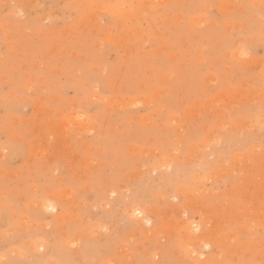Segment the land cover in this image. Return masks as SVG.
I'll return each mask as SVG.
<instances>
[{
	"label": "rangeland",
	"instance_id": "1",
	"mask_svg": "<svg viewBox=\"0 0 264 264\" xmlns=\"http://www.w3.org/2000/svg\"><path fill=\"white\" fill-rule=\"evenodd\" d=\"M95 1L0 0V264H264L262 0Z\"/></svg>",
	"mask_w": 264,
	"mask_h": 264
},
{
	"label": "bare ground",
	"instance_id": "2",
	"mask_svg": "<svg viewBox=\"0 0 264 264\" xmlns=\"http://www.w3.org/2000/svg\"><path fill=\"white\" fill-rule=\"evenodd\" d=\"M96 1H98V0H96ZM96 1L94 2L95 5H96ZM101 1H102V0H101ZM141 1H144V0H141ZM145 1H146V0H145ZM157 1H158V0H157ZM106 2H107V1H105V2L103 1V2H101V3L104 4V3H106ZM122 2H123V1H122ZM146 2H147V1H146ZM148 2H149V0H148ZM261 2H262V5H264V4H263V0H262ZM99 3H100V2H99ZM115 3H116V2H115ZM103 4H101V5L103 6ZM111 4H112V3H111ZM123 4H124V3H123ZM107 5H109V4H106V6H107ZM116 5H117V4H116ZM147 5H149V4H147ZM150 5H151V4H150ZM96 6H97V5H96ZM98 6H99V5H98ZM104 6H105V4H104ZM104 6H103V7H104ZM113 6H115V5H113ZM118 6L120 7V4H119V3H118ZM121 6H122V5H121ZM137 6H138V5H137ZM144 6H145V5H144ZM218 6H220V5H218ZM90 7H91V6H90ZM111 7H112V6H111ZM116 7H117V6H116ZM116 7H115V8H116ZM141 7H142V5H141ZM262 7H263V6H262ZM105 8H106V7H105ZM108 8H110V7H108ZM113 8H114V7H113ZM115 8H114V9H115ZM128 8H129V7H128ZM230 8H231V7H230ZM230 8H229V9H230ZM95 9H96V7H95ZM97 9H99V8H97ZM114 9H113V11H114ZM120 9H122V7H121ZM140 9H141V8H138V9L136 8V10L134 9L135 11H132V9H131V12H132V13H129L130 11H128L129 15H128V14H126V15H127V16H132L131 18H133L134 16L136 17L137 15H134V14H137V13H143V11H144L146 8H143V9H141V10H140ZM19 10H20V9H19ZM86 10H87V9H86ZM115 10H116V9H115ZM118 10H119V9H118ZM139 10H140V11H139ZM119 11H120V10H119ZM121 11L124 13V12H125V8H124L123 10H121ZM126 11H127V7H126ZM136 11H138V12H136ZM141 11H142V12H141ZM13 12L15 13V11H13ZM115 12L117 13V11H115ZM122 12H119V13H122ZM134 12H135V13H134ZM123 13H122V14H123ZM125 13H126V12H125ZM15 14H16V13H15ZM93 14H94V13H93ZM143 14H144V13H143ZM88 15H89V14H88ZM91 16H92V15H91ZM91 16H90V17H91ZM139 16H140V14H139ZM135 17H134V18H135ZM95 18H96V17H95ZM129 18H130V17H129ZM90 19H91V18H90ZM136 19H137V18H136ZM92 20H93V19H92ZM133 20H134V19H133ZM95 21H96V20H95ZM261 21H262V20H261ZM125 22H126V21H124L123 23L125 24ZM128 22H129V24H130V21H128ZM127 24H128V23H127ZM129 24H128V25H129ZM131 24H132V26H131V30H132V29H133L132 27L134 26L135 23H134V24L131 23ZM131 24H130V25H131ZM98 26H99V25H98ZM125 26H126V25H125ZM136 27H137V29H138V26H137V25H136ZM226 27H227V26H226ZM235 27H236V26H235ZM127 28H128V27H127ZM134 28H135V26H134ZM139 29H140V28H139ZM263 29H264V28H263ZM129 30H130V29H129ZM133 30H135V29H133ZM141 30H142V29H140L139 31H141ZM135 31H136V30H135ZM143 31H144V30H143ZM143 31H142V32H143ZM127 34H128V33H127ZM263 37H264V36H263ZM263 37H262V38H263ZM125 39H126V38H125ZM127 39H128V37H127ZM6 45H7V44H6ZM239 45H240V44H239ZM237 48H238V47H237ZM239 51H240V50H239ZM241 51H243L242 48H241ZM244 51L247 52V50H244ZM235 53L237 54L238 51H236ZM240 53H241V52H240ZM233 54H234V53H233ZM1 55H2V54H1ZM238 55H239V54H237L236 56H238ZM232 56H233V55H232ZM236 56H235V57H236ZM251 59H252V58H251ZM251 59H249V60H251ZM252 60H253V59H252ZM254 60H256V59H254ZM243 62L245 63L244 60H243ZM250 66H251V65H250ZM22 68H23V67H22ZM263 69H264V68H263ZM73 70H74V69H73ZM76 72H77V71H76ZM262 72H264V70H263ZM75 76H76V74H75ZM80 77H81V76H80ZM13 79H14V77H13ZM206 80H207V79H206ZM242 80H243V79H242ZM41 81H42V80H41ZM11 84H12V83H11ZM27 84H28V83H27ZM96 85H97V84H96ZM255 85H256V84H255ZM27 86H29V85H27ZM39 88H40V87H39ZM263 89H264V86H263ZM239 90H240V92H242V93H243V91H244V90L242 91L241 89H239ZM239 90L237 91V93L239 92ZM249 90H250V89H249ZM254 90H255V89H254ZM160 91H161V90H160ZM227 92H230V93H231V91H229V90H228ZM240 92H239V93H240ZM246 92H249V91L247 90ZM246 92H245V93H246ZM223 93H224V91H223ZM242 93H241V94H242ZM260 93H261V92H260ZM262 93H263V90H262ZM158 94H159V93H157V96H159ZM220 94H222V93H220ZM226 94L228 95V93H226ZM232 94H236V93L233 92ZM97 95H98V94H97ZM137 95H138V94H137ZM230 95H231V94H229L228 96L231 97ZM242 95H245V94H242ZM50 96H51V95H50ZM87 96H89V94H88ZM215 96H216V95H215ZM217 96H218V95H217ZM219 96H220V95H219ZM232 96H234V95H232ZM236 96H237V95H236ZM263 96H264V93H263ZM45 97H46V96H45ZM133 97H134V96H133ZM224 97H225V96L220 97V98L223 99ZM240 97H241V96H240ZM240 97H239V98H237V97H233V98H235V99H240ZM250 97H251V95H250ZM255 97H257V96H255ZM19 98H21V97H19ZM49 98H50V97H49ZM53 98H54V97H53ZM56 98H57V97H56ZM137 98H138V97H136L135 100H136ZM220 98H219V99H220ZM226 98H227V97H226ZM21 99H22V98H21ZM57 99H58V98H57ZM105 99H106V98H105ZM208 99H209V98H208ZM219 99H217V100H219ZM228 99H229V98H228ZM25 100H26V99H25ZM27 100H28V99H27ZM52 100H54V99H52ZM55 100H56V99H55ZM99 100H100V99H99ZM123 100H124V99H123ZM215 100H216V99H215ZM222 101H223V100H222ZM222 101H221V102H222ZM227 101H228V100L226 99V102H224V103H229L230 101H232V97H231V99H230L229 102H227ZM235 101H236V100H235ZM241 101H242V100H241ZM117 102H118V101H117ZM117 102H116V104L114 103V105H117ZM124 102H125V100H124ZM124 102H123V103H124ZM133 102H134V101H133ZM133 102H132V103H133ZM193 102H194V101H193ZM218 102H219V101H218ZM36 103H37V102H36ZM38 103H40V102H38ZM111 103H112V102H111ZM111 103H110V104H111ZM118 103H120V102H118ZM195 104H196V103H195ZM198 104H199V103H198ZM198 104H196V105L198 106ZM220 104H221V103H220ZM112 105H113V103H112ZM114 105H113V106H114ZM189 105H190V104H189ZM263 105H264V102H263ZM263 105H262V106H263ZM37 106H38V108H35V109L41 110V109H39V105H38V104L36 105V107H37ZM197 106H194V108H196ZM41 107H42V106H41ZM44 108H45V107H44ZM107 108H108V107H107ZM210 108H211V107H210ZM189 109H190V108H189ZM73 110H74V109H73ZM75 110H76V109H75ZM191 110H192V109H191ZM196 110H197V109H196ZM44 111H45V110H44ZM184 111H186V110H184ZM192 111H193V110H192ZM200 111H201V110H200ZM209 111H210V110H209ZM37 112H39V111H37ZM46 112H47V111H46ZM46 112H45V113H46ZM186 112H188V111H186ZM193 112H194V111H193ZM207 112H208V111H207ZM34 113H36V112H34ZM39 113H41V112H39ZM219 113L221 114V111H219ZM41 114H42V113H41ZM69 114H71V115H72V118L75 119V118L73 117V115L75 114V112H74V114H72V113L69 112ZM216 114H217V113H216ZM220 114H219V116H220ZM35 115H36V114H35ZM43 115H45V114H43ZM71 115H67V117H66V115H65V117L67 118V120L70 118L69 116H71ZM75 115H77V114H75ZM187 115H188V114H187ZM190 115H191V114H190ZM192 115H193V114H192ZM217 115H218V114H217ZM222 115H223V114H222ZM224 115H225V114H224ZM77 116H78V115H77ZM79 116H80V115H79ZM194 116H197V115H194ZM261 116H262V115H261ZM33 117H34V116H33ZM68 117H69V118H68ZM75 117H76V116H75ZM83 117H84V116H83ZM86 117H88V116H86ZM161 117H162V116H161ZM179 117H180V116H179ZM35 118H36V116H35ZM49 118H50V117H49ZM81 118H82V117H81ZM222 118H223V116H222ZM36 119H37V118H36ZM46 119H47V118H46ZM86 119H87V118H86ZM17 120H18V119H17ZM23 120H24V119H23ZM48 120H49V119H48ZM64 120H65V119H64ZM76 120H77V118H76ZM78 120H79V122H80V117L78 118ZM78 120H77V121H78ZM82 120H83V119H81V121H82ZM169 120H170V119H169ZM171 120H172V119H171ZM223 120H224V119H223ZM173 121H175V120H173ZM178 121H179V120H178ZM217 121H218V120H217ZM48 122H49V121H48ZM59 122H60V121H59ZM75 122H76V121H75ZM224 122H225V121H224ZM232 122H233V121H232ZM232 122H231V123H232ZM238 122H239V121H238ZM247 122H249V121H247ZM55 123H56V121L54 122V124H52V126H55V125L57 124V123H56V124H55ZM73 123H74V122H73ZM84 123H85V122H83V124H84ZM170 123H171V122H170ZM213 123L217 124V122H213ZM219 123H220V124H219ZM219 123H218V124H219V128L221 129L222 127H220V125H221L223 122H222V123L219 122ZM225 123H226V122H225ZM231 123H230V125H231ZM235 123H237V120H236ZM239 123H240V122H239ZM239 123H238V124H239ZM243 123H244V122H243ZM245 123H246V121H245ZM48 124H49V123H48ZM59 124H61V122H60ZM66 124L68 125V123H66ZM76 124H77V123H76ZM81 124H82V122L80 123V125H81ZM83 124H82V126H83ZM215 124H213V125H214V128H215V129H219V128H218V125L216 126ZM228 124H229V122H228ZM228 124L226 123V126H227ZM246 124H247V123H246ZM50 125H51V122H50ZM57 125H58V124H57ZM78 125H79V123H78ZM80 125H79V126H80ZM91 125H92V126H91ZM91 125H90V127L92 128L94 125H93V124H91ZM213 125H211V126H213ZM223 125H224V124H223ZM240 125H242V124L240 123ZM258 125H260V124H258ZM52 126H51V127H52ZM59 126H60V125H59ZM215 126H216L217 128H216ZM232 126H233V125H231V127H232ZM238 126H239V125H238ZM238 126H237V127H238ZM56 127H57V126H55V128H56ZM86 127L88 128V126H86ZM200 127H201V126H200ZM205 127H206V126H205ZM205 127H204V128H205ZM224 127H225V125H224ZM224 127H223V128H224ZM228 127H229V129L231 128L230 126H228ZM38 128H39V127H38ZM58 128H59V127H57L56 129L58 130ZM63 128H64V127H63ZM65 128H67V127H65ZM84 128H85V127H84ZM176 128H177V127H176ZM223 128H222V129H223ZM233 128H234V127H233ZM238 128H239V130H240V127H238ZM238 128H237V129H238ZM243 128H246V126L243 127ZM262 128H263V127H261V129H262ZM53 129H54V127H53ZM89 129H90V128H89ZM210 129H212V128H210ZM226 129H227V128H226ZM60 130H61V129H60ZM63 130H64V129H63ZM63 130H62V132H63ZM80 130H82V129H80ZM86 130H87V129H86ZM176 130H177V129H176ZM179 130H180V129H179ZM230 130H231V129H230ZM234 130H235V129H234ZM241 130H242V129H241ZM241 130H240V131H241ZM251 130H252V129H251ZM55 131H56V130H55ZM77 131H78V130H77ZM90 131H92V129H91ZM212 131H213V130H212ZM261 131H262V130H261ZM53 132H54V131H53ZM79 132H80V131H79ZM88 132H89V130H88ZM209 132H211V131L208 130V133H209ZM64 133H67V132H65V130H64ZM212 133H213V132H212ZM40 134H41V133H40ZM205 134H207V132H206ZM213 134H214V133H213ZM215 134H216V133H215ZM44 135H45V134H44ZM55 135H56V134H55ZM60 135H61V134H60ZM60 135H59V136H60ZM66 135H67V134H66ZM240 135H241V134H240ZM59 136H58V137H59ZM63 136H64V135H63ZM10 137H12V136H10ZM44 137H46V136H44ZM48 137H49V136H48ZM211 137H212V136H211ZM12 138H13V137H12ZM49 138L51 139V137H49ZM44 139H45V138H44ZM50 139H48V140L50 141ZM148 139H149V138H148ZM18 140H19V139H18ZM64 140H65V139H64ZM64 140H63V141H64ZM205 140H207V139H205ZM205 140H204V141H205ZM210 140H211V139H210ZM212 140H213V139H212ZM77 141H78V140H77ZM29 142H30V141H29ZM43 142H44V140H43ZM47 142H48V141H47ZM55 142H56V141H55ZM58 143H59V142H58ZM60 143H62V142H60ZM65 143H66V142H65ZM78 143H80V142H78ZM88 143H89V142H88ZM201 143H202V141H201ZM39 144H40V143H39ZM41 144H42V143H41ZM45 144H46V143H45ZM52 145H53V144H52ZM88 145H90V144H88ZM197 145H198V143H197ZM202 145H203V143H202ZM66 146H67V145H66ZM68 146H69V145H68ZM85 146H86V145H85ZM129 146H130V144H129ZM55 147H57V146H55ZM83 147H84V146H83ZM87 147H88V146H87ZM130 147H131V146H130ZM195 147H196V146H195ZM258 147L260 148V146H258ZM66 148H68V147H66ZM89 148H90V147H89ZM136 148H137V147H136ZM197 148H198V147H197ZM262 148H263V147H262ZM40 149H41V148H40ZM46 149H47V148H46ZM68 149H69V148H68ZM90 149H91V148H90ZM139 149H140V148H139ZM193 149H194V148H193ZM248 149H249L250 152H252V150H253V149L250 150V148H248ZM41 150H43V149H41ZM91 150H92V149H91ZM197 150H199V149H197ZM258 150H259V149H258ZM66 151H67V149H66ZM66 151H64V152H66ZM84 151H85V150H84ZM144 151H145V150H144ZM194 151H195V150H194ZM249 151H248V152H249ZM47 152H48V151H47ZM153 152H154V150H153ZM198 152H199V151H198ZM253 152H254V151H253ZM257 152H258V151H256V153H257ZM259 152H261V151H259ZM53 153H54V152H53ZM66 153H67V152H66ZM148 153H149V152H148ZM261 153H262V152H261ZM261 153H260V154H261ZM263 153H264V152H263ZM55 154H56V153H55ZM55 154H54V155H55ZM145 154H146V153H145ZM43 155H44V154H43ZM136 155H137V154H136ZM199 155H200V154H199ZM232 155H233V154H232ZM252 155H253V154H251V157H252ZM196 156H197V152H196ZM209 156H210V155H209ZM234 156L236 157L235 154H234ZM238 156H241V155H238ZM243 156H244V154H243ZM30 157H31V156H30ZM70 157L72 158V156H70ZM235 157H234V158H235ZM244 157H246V155H245ZM244 157H243V158H244ZM247 157H248V156H247ZM48 158H49V157H48ZM54 158H55V157H54ZM81 158H82V157H81ZM231 158H232V157H231ZM236 158H237V157H236ZM243 158H242V159H243ZM249 158H250V157H249ZM249 158H248V160H249ZM257 158H258V157H257ZM28 159H29V157H28ZM52 159H53V158H52ZM77 159H78V158H77ZM232 159H233V158H232ZM239 159H240V158H239ZM244 159H245V158H244ZM29 160H30V159H29ZM50 160H51V159H50ZM50 160H49V161H50ZM199 160H200V159H199ZM218 160H219V159H218ZM246 160H247V159H246ZM248 160H247V161H248ZM263 160H264V158H263ZM27 161H28V160H27ZM49 161H48V162H49ZM82 161H83V160H82ZM82 161H81V162H82ZM221 161H223V160H220V162H218V163H221ZM79 162H80V161H79ZM256 162H257V160H256ZM82 163H83V162H82ZM95 163H96V162H95ZM236 163H237V162H236ZM242 163H243V162H242ZM55 164H56V163H55ZM135 164H136V163H135ZM138 164H139V162H138ZM136 165H137V164H136ZM229 165H230V164H229ZM42 166H43V165H42ZM238 166H240V165H238ZM238 166H236V167H238ZM255 166H256V165H255ZM85 168H86V167H85ZM89 168H90V167H89ZM132 168H133V167H132ZM134 168H135V167H134ZM194 168H196V167H194ZM242 168L245 169V167H242ZM246 168H247V167H246ZM135 169H136V168H135ZM142 169H143V168H142ZM254 169H255V168H254ZM35 170H37V169H35ZM138 171H139V170H138ZM215 171H217V170H215ZM215 171H214V172H215ZM258 171H259V169H258ZM77 172H78V171H77ZM77 172H75V173H77ZM211 172H212V171H211ZM254 172H255V171H254ZM37 173H38V172H37ZM73 173H74V172H73ZM218 173H219V170H218ZM228 173H229V172H228ZM255 173H257V171H256ZM255 173H254V174H255ZM200 174H201V173H200ZM200 174H199V175H200ZM214 174H215V173H214ZM221 174H222V173H221ZM246 174H247V173H246ZM248 174H249V173H248ZM254 174H253V175H254ZM72 175L74 176L75 174H72ZM205 175H207V173H205ZM210 175H211V173H210ZM212 175H213V174H212ZM215 175H216V174H215ZM251 175H252V174H251ZM255 175H256V174H255ZM257 175H258V173H257ZM259 175H261V174L259 173ZM81 176H82V175H81ZM129 176H130V175H129ZM134 176H135V175H134ZM201 176H204V175H201ZM208 176H209V175H208ZM208 176H207V177H208ZM197 177H198V175H197ZM213 177H215V176H213ZM252 177H253V176H252ZM254 177H255V176H254ZM254 177H253V178H254ZM259 177L261 178V176H259ZM60 178H61V177H60ZM126 178H128V176H127ZM131 178H132V177H131ZM144 178H145V177H144ZM253 178H252V179H253ZM61 179H62V178H61ZM74 179H75V178H74ZM145 179H146V178H145ZM204 179H206V178H204ZM220 179H221V178H220ZM200 180H202V179H200ZM147 181H148V180H147ZM236 181H237V180H236ZM258 181H259V180H258ZM239 182H240V181H239ZM239 182H238V184H239ZM245 182H247V181H245ZM245 182H244V183H245ZM252 182H253V181H252ZM254 182H255V181H254ZM261 182H262V181H261ZM157 183H158V182H157ZM157 183H156V184H157ZM253 184H254V183H253ZM260 184H261V183H260ZM241 185H242V184H241ZM248 185H249V183H248ZM250 185H251V184H250ZM262 185H263V183H262ZM63 186H64V185H63ZM180 186H181V185H180ZM199 186H201V185H198L197 187H199ZM245 186H246V185H245ZM251 186H252L251 188L256 187V186L253 187V185H251ZM186 187H187V186H186ZM195 187H196V186H195ZM197 187H196V188H197ZM240 187H241V186H240ZM243 187H244V186H243ZM258 187H259V186H258ZM66 188H67V187H66ZM84 188H86V187H84ZM237 188H238V186H237ZM241 188H242V187H241ZM246 188H247V187H246ZM246 188H245V189H246ZM256 188H257V187H256ZM260 188H261V187H260ZM260 188H259V191L262 190V192H263L264 189H260ZM263 188H264V186H263ZM187 189H189V188H187ZM199 189H200V187L197 188V191L199 192V194H201V192H200L201 190H199ZM69 190H70V189H69ZM117 190H118V189H117ZM178 190H180V189H178ZM193 190H194V192H197V191H195V188H193L192 191L189 190V192H191V193H190V195H191V199H190V198H189V199L194 201V199H193L194 197L192 198V193H194ZM211 190H212V189H211ZM228 190H230V189H228ZM231 190H233V189H231ZM231 190H230V191H231ZM238 190L240 191V188H239ZM242 190H244V189H242ZM242 190H241V191H242ZM105 191H106V190H105ZM180 191H181V190H180ZM182 191H184V190L182 189ZM187 191H188V190H187ZM206 191H207V190H205V191L202 190V194H203V192H206ZM58 192H59V191H58ZM189 192H188V193H189ZM198 192H197V193H198ZM210 192H211V191H210ZM210 192H209V193H210ZM237 192H238V191H237ZM47 193H48V192H47ZM106 193H107V191H106ZM183 193H184V192H183ZM188 193H186V194H188ZM211 193H213V192H211ZM225 193H226V192H225ZM48 194H49V193H48ZM54 194H55V193H54ZM59 194H60V193H59ZM160 194H162V193H160ZM242 194H243V193H242ZM242 194H241V195H242ZM49 195H50V194H49ZM93 195H94V194H93ZM155 195H156V194H155ZM157 195H158V194H157ZM190 195H188V196H190ZM60 197H61V195H60ZM60 197H59V198H60ZM252 197H253V196H251V198H252ZM64 198H65V196H64ZM160 198H161V197H160ZM253 199H254V197H253ZM253 199H251V200H253ZM253 202H254V201H253ZM59 203H60V202H59ZM185 203H186V202H185ZM185 203H184V204H185ZM188 203H189V202H188ZM244 203H245V201H244ZM251 203H252V202H251ZM257 203H258V202H257ZM189 204H190V203H189ZM200 204H201V203H200ZM248 204H249L248 206H250V201H249ZM49 205H50V206H54V205H52V204H50V203H49ZM214 205H216V204H214ZM143 206H144V205H143ZM248 206H246V207H248ZM251 206H252V205H251ZM262 206H263V205H262ZM133 207H134V206H133ZM133 207H132V208H133ZM171 207H172V206H171ZM171 207H170V209H171ZM173 207H174V206H173ZM188 207H189V208H192L191 206H188ZM212 207H214V206H212ZM217 207H218V206H217ZM203 208L205 209V207H203ZM203 208H202V211H204ZM206 208H207V207H206ZM237 208H238V207H237ZM250 208H251V207H250ZM259 208H261V211H262V207L259 206ZM172 209H173V208H172ZM193 209H194V208H193ZM248 209H249V208H248ZM248 209H247V211H248ZM251 209H252V208H251ZM257 209H258V208H257ZM257 209L254 211L255 213H257V212L259 211V209H258V211H257ZM175 210H176V209H175ZM200 210H201V209H200ZM243 210H244V209H243ZM73 211H74V210H73ZM131 211H132V212L137 211V212L140 213L142 210H141V209H138V208H135V209L133 208ZM154 211H155V210H154ZM193 211H194V210H193ZM249 211H250V210H249ZM194 212H196V209H195ZM212 212H213V211H212ZM127 213H128V212H127ZM141 213H142V212H141ZM141 213H140V214H141ZM221 213H222V212H221ZM246 213H247V212H246ZM259 213H260V212H259ZM217 214L219 215L220 213H217ZM222 214H223V213H222ZM252 214H253V213H252ZM260 214H261V213H260ZM260 214H258L259 217H260ZM142 215H143V214H142ZM238 215H239V214H238ZM253 215H254V214H253ZM262 215H264V214H262ZM180 216H181V215H180ZM198 216H199V215H198ZM205 216H206V215H205ZM205 216H204V217H205ZM221 216H222V215H220V217H221ZM242 216H244V215H242ZM256 216H257V215H256ZM163 217H164V216H163ZM220 217H219V219H220ZM251 217H252V216H251ZM143 218L146 219V217H143ZM183 218H184V217H183ZM208 218L210 219V217H208ZM208 218H207V219H208ZM213 218H214V217H213ZM260 218H261V217H260ZM139 219H140V218H139ZM164 219H165V218H164ZM205 219H206V218H205ZM205 219H203V221H204ZM216 219L219 220L218 218H216ZM248 219H249V218H248ZM141 220H142V219H141ZM186 220H187V219H186ZM211 220H212V219H211ZM139 221H140V220H139ZM147 221H149V220H147ZM170 221H171V218H170ZM181 221H184V220H181ZM189 221H190V220H189ZM189 221H188V222H189ZM193 221H194V220H193ZM144 222H145V221H144ZM167 222H168V220H167ZM173 222H174V221H172V222L169 223L168 225H171V226H172V225H173ZM195 222H196V221H195ZM112 223H113V222H112ZM178 223H179V222H178ZM178 223H177V224H178ZM183 223H184V222H182V223L179 225L180 229L182 230V227L184 226L183 228L187 227L188 230H190V229H191V225H192L193 222H191V225L189 224L190 227H188V223L185 224V225H183ZM196 223H198V222H196ZM177 224L175 223V225H177ZM90 225H91V224H90ZM168 225H166L167 228H168ZM175 225H173V227H174ZM186 225H187V226H186ZM193 225H195V223H194ZM86 226H87V224H86ZM163 226H164V223H163ZM171 226H170V227H171ZM181 226H182V227H181ZM173 227H172V228H173ZM176 227H178V226H176ZM176 227H174V228L177 229ZM194 227H196V226H194ZM194 227H193V228H194ZM218 227H220V226H218ZM164 228H165V227H164ZM167 228H166V229H167ZM187 228H186V230L183 229L182 231L185 230L184 232H186V233L188 234V233H190V232H187ZM189 228H190V229H189ZM193 228H192V229H193ZM197 228H198V227H197ZM206 228H207V227H206ZM208 228H210V227H208ZM233 228H234V227H233ZM175 229H174V230H175ZM178 229H179V228H178ZM215 229H216V228H215ZM218 229H222V228H218ZM8 230H9V229H8ZM152 230H153V229H152ZM167 230H168V229H167ZM169 230H170V228H169ZM169 230H168V231H169ZM155 231H157V230H155ZM155 231L153 230V232H155ZM163 231H164V230H163ZM175 231H176V230H175ZM177 231H178L179 233H184V232H180L179 230H177ZM190 231H191V230H190ZM204 231H205V230H204ZM206 231H207V230H206ZM206 231H205V232H206ZM210 231H212V230H211V229H210V230L208 229V234H209ZM143 232H144V231H143ZM172 232H173V230H172ZM191 232H192V231H191ZM196 232H197V230H196L195 232H194V230H193V232H192L191 235H193V233H194L197 237H198V236L200 237V235H197L198 233L196 234ZM205 232H204V233H205ZM230 232L232 233V231H230ZM78 233H79V232H78ZM145 233H148V232H145ZM155 233H156V232H155ZM170 233H171V232H170ZM144 235H147V234H144ZM170 235H171V234H170ZM204 235H207V234L205 233ZM232 235H233V233H232ZM245 235H246V234H245ZM76 236H77V235H76ZM215 236H216V235H215ZM227 236H228V235H227ZM74 237H75V236H74ZM194 237H195V236H194ZM212 237H214V236H211V239H212V240H210V239H209L210 237H208L209 240H207V241H208V242L210 241V243L215 244L214 242H216V240H214V239H216V238L213 239ZM71 238H72V237H71ZM75 238H76V237H75ZM184 238H185V237H184ZM191 238H193V236H192V237L189 236V239H191ZM263 239H264V238H263ZM204 240H205V239H204ZM244 240H245V239H244ZM184 241H185V240H184ZM211 241H213V242H211ZM66 242H67V241H66ZM193 242H194V241H193ZM193 242H192V243H193ZM255 242H256V241H255ZM194 243H196L195 245H197L198 242H194ZM199 243H200V241H199ZM206 243H207V242H205V244H206ZM205 244H204V245H205ZM41 246H42V245H41ZM201 246H202V245H201ZM37 247H38V245H37ZM44 247H45V246H44ZM44 247H43V248H44ZM46 247H47V246H46ZM186 247H187V248H186ZM186 247H185L186 250H188V249L191 248L190 246H189V247H190V248H189L187 245H186ZM71 248H72V247H71ZM74 248H75V247H74ZM72 250H73V249H72ZM73 251H75V249H74ZM188 251H189V250H188ZM190 251H192V250H190ZM71 252H72V251H71ZM76 252H77V254H79L78 251H76ZM192 252H194V250H193ZM192 252H189V254H192ZM195 253H196V252H195ZM73 254H74V252H73ZM189 254L187 253V255H189ZM214 254H215V253H214ZM214 254H213V255H214ZM185 255H186V253H185ZM187 255H186V256H187ZM193 255L196 256L197 254H193ZM201 255H202V254H201ZM78 256H79V255H78ZM213 257H214V256H213ZM255 257H257V255H256ZM197 258H199L198 255H197ZM197 258H196V259H197ZM200 258H201V256H200ZM203 258H204V257H203ZM201 259H202V258H201ZM202 260H203V259H202ZM52 262H53V261H52Z\"/></svg>",
	"mask_w": 264,
	"mask_h": 264
}]
</instances>
